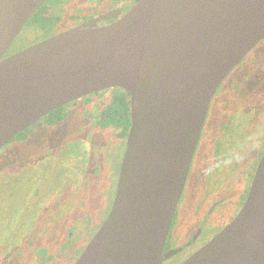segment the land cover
<instances>
[{"label":"water","instance_id":"95a60500","mask_svg":"<svg viewBox=\"0 0 264 264\" xmlns=\"http://www.w3.org/2000/svg\"><path fill=\"white\" fill-rule=\"evenodd\" d=\"M44 0H0V148L49 111L111 87L130 128L110 211L73 264H162L210 100L264 38V0H139L2 57ZM181 264H264V147L237 215Z\"/></svg>","mask_w":264,"mask_h":264},{"label":"flooded vegetation","instance_id":"af4514ba","mask_svg":"<svg viewBox=\"0 0 264 264\" xmlns=\"http://www.w3.org/2000/svg\"><path fill=\"white\" fill-rule=\"evenodd\" d=\"M138 1L44 0L2 57L75 26L98 28L112 24ZM29 30L30 37L23 43L21 36ZM263 42L264 38L249 51L256 49L249 58L248 52L230 70L234 71L230 74L231 86L221 87L229 72L210 100L163 246V253L169 256L162 264H181L233 220L246 200L264 147V128L256 138L251 130L256 124L254 121L264 116V85L255 86L249 94L246 79L251 74L248 67L264 57ZM231 92L235 94L232 96ZM217 101L221 102V107L215 110ZM244 105L249 110L237 111ZM210 112L215 113L213 119ZM129 128L130 97L122 88L111 87L49 111L0 148L3 149L0 185L5 189L0 203L15 205L19 200L18 211L6 212L5 216L11 219L16 214L19 224H29L27 216L33 215L30 224L21 227L17 238L7 232L6 240L12 238V244L18 242V248L4 256L3 264L74 263L89 242L77 255L70 254L81 246L74 236L76 225L88 216L90 229L93 219H101L99 226L95 221L94 228L88 229L92 236V231L99 229L110 211ZM241 132V141L234 143V137ZM256 154L254 162L252 155ZM67 157L72 167L85 174L88 184L77 201L71 181L62 189L40 187V181L55 179V170ZM13 185L15 192L10 191ZM45 192L50 197L41 202ZM86 192L96 198L99 205L93 209L88 206L87 197L83 196ZM28 199L34 204L31 212H28ZM69 203L77 220L75 217L62 218L59 228L58 212L63 211L66 204L70 206Z\"/></svg>","mask_w":264,"mask_h":264},{"label":"rangeland","instance_id":"374dc122","mask_svg":"<svg viewBox=\"0 0 264 264\" xmlns=\"http://www.w3.org/2000/svg\"><path fill=\"white\" fill-rule=\"evenodd\" d=\"M29 32H30V30L26 31V34L23 33V35L21 36L23 43L25 41H27V40H25L26 38L30 37ZM30 34H32V33H30ZM254 51H256V49L255 50L253 49L251 52H249L247 54V58H249L250 55L252 54V52H254ZM248 68H251L250 69L251 74L246 79V86H247L248 93L251 94V92L255 86L259 87V86L264 85V57H262L254 65H250ZM232 72H234V71H231L229 73V75L223 81L221 87L222 86L223 87L231 86L230 74ZM221 87L219 88V90L221 89ZM262 88H264V86H262ZM234 94H235L234 92H231L232 96ZM211 107H212V105H211ZM220 107H221V102L220 101L215 102L214 109L217 110V109H220ZM241 108L244 110H242L240 108L237 109V111L238 110L241 111L240 113H242L246 110H249L247 105L241 106ZM248 113H246L245 115H248ZM209 115L211 116V119H213L215 113L213 114L210 112ZM259 121H254V123H256V124L253 125L254 127H251V130L254 131V138H256L258 136L259 132L264 128V116ZM242 137L243 136H242V132H241L234 137L235 140L233 142L239 143L241 141ZM2 151H3V149L0 150V153H2ZM256 156H257V154L252 155V159L254 160V162H255ZM55 172H56L55 174L57 175L55 177V179L54 180L48 179V180L40 181V187L42 185L44 187V189H47V188L62 189L65 186L66 187L69 186V183L71 181L70 187L74 191V198L77 201V197H78V195H80L81 191L83 192V190H86L88 187V184L84 180L85 174L81 170H79V168H77L75 166L72 167L71 159L68 157L65 158L64 163H61V166L58 167V169H56ZM2 186H3V184L0 185V199L2 198V195H4V193H5V191H4L5 189L2 190ZM10 188H11L10 191L15 192L14 185H13V187H10ZM83 196L87 197V205L91 206L92 209L94 207H96L97 205H99V201L96 198H94L90 193L86 192ZM49 197H50L49 193L45 192L42 195L41 202H46L49 199ZM30 202L31 201L28 199V202H27V205L29 206L28 212H31L34 210L33 209L34 204L32 202L31 203ZM15 203H16L15 205H9L7 202H5V203L1 202L0 203V264H3L2 261L4 260V256H7V254L10 253L13 249L18 248V247H16L18 242L16 244H12L14 242V240H12V238L10 241L8 239L6 240L5 236L7 235V232L10 231L12 237L17 238V235H18L17 233L21 230V227L29 225L31 220H32L31 216H33L30 214H28V216H27V221L29 222V224H19L16 214L14 215V218L8 219L5 216L6 212L7 213H13V212H17L19 209V200L17 199L15 201ZM63 206H65V204ZM68 217H73V218L75 217V211L72 208L71 204H70V206L66 204L65 209L63 211L61 210L58 212L59 228H61V219L62 218H68ZM75 220H77V216L75 217ZM88 221H89V218H88V216H86L85 218L81 219L80 223H78L76 225V233L74 234V236L77 239L76 240L77 244L80 243L81 246H79V247L77 246L73 250V252L70 254H76L77 255L79 253L80 249L83 247V245L85 243H87V241H89V239H91V237L95 234V229L92 231V236H91V232L89 234L90 229L94 228L93 223L95 221H98L96 223V226L99 224V222L101 223V219L98 220L97 218H95V219H93V222L90 223V229H89V226H88L89 223H87ZM29 227H31V226H29ZM9 229H11V230H9ZM88 229H89V231H88ZM3 245H6V246L3 247ZM10 255H11V253H10Z\"/></svg>","mask_w":264,"mask_h":264}]
</instances>
